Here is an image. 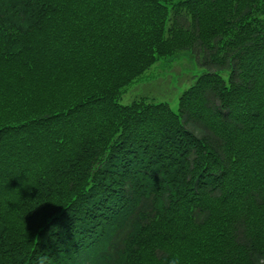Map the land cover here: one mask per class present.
<instances>
[{"label":"trees","instance_id":"trees-1","mask_svg":"<svg viewBox=\"0 0 264 264\" xmlns=\"http://www.w3.org/2000/svg\"><path fill=\"white\" fill-rule=\"evenodd\" d=\"M0 264H264V0H0Z\"/></svg>","mask_w":264,"mask_h":264},{"label":"rangeland","instance_id":"rangeland-1","mask_svg":"<svg viewBox=\"0 0 264 264\" xmlns=\"http://www.w3.org/2000/svg\"><path fill=\"white\" fill-rule=\"evenodd\" d=\"M203 72L194 53L182 50L175 55L161 58L138 79L127 85L118 98L120 103H130L140 96L166 101L177 110L178 96Z\"/></svg>","mask_w":264,"mask_h":264}]
</instances>
